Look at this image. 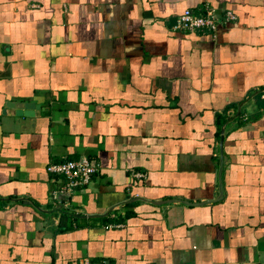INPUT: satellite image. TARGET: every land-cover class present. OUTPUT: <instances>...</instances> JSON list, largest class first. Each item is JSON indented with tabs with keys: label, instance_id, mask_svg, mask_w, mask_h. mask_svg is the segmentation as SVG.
I'll return each mask as SVG.
<instances>
[{
	"label": "crops",
	"instance_id": "0c3cea01",
	"mask_svg": "<svg viewBox=\"0 0 264 264\" xmlns=\"http://www.w3.org/2000/svg\"><path fill=\"white\" fill-rule=\"evenodd\" d=\"M83 257L264 264V0H0V264Z\"/></svg>",
	"mask_w": 264,
	"mask_h": 264
},
{
	"label": "built area",
	"instance_id": "2783aa9c",
	"mask_svg": "<svg viewBox=\"0 0 264 264\" xmlns=\"http://www.w3.org/2000/svg\"><path fill=\"white\" fill-rule=\"evenodd\" d=\"M236 16L230 10L218 14L215 9L205 4L199 12L191 9L184 10L177 19L175 29L181 31H211L214 32L222 22L234 21ZM98 168L95 162L86 156L75 159L65 158L62 161L50 162L47 165V171L54 176L60 177L62 183L59 190L54 192V197L58 192L71 194L76 189L85 187L91 181ZM134 176L142 177L140 172H134ZM79 264H106L104 261L93 260L89 257H83Z\"/></svg>",
	"mask_w": 264,
	"mask_h": 264
},
{
	"label": "water",
	"instance_id": "95a60500",
	"mask_svg": "<svg viewBox=\"0 0 264 264\" xmlns=\"http://www.w3.org/2000/svg\"><path fill=\"white\" fill-rule=\"evenodd\" d=\"M7 107L15 108L16 114L19 116H28L34 117V110L39 109L38 105H35L33 102H10ZM67 195V194H65Z\"/></svg>",
	"mask_w": 264,
	"mask_h": 264
},
{
	"label": "trees",
	"instance_id": "16d2710c",
	"mask_svg": "<svg viewBox=\"0 0 264 264\" xmlns=\"http://www.w3.org/2000/svg\"><path fill=\"white\" fill-rule=\"evenodd\" d=\"M119 223V222H118Z\"/></svg>",
	"mask_w": 264,
	"mask_h": 264
}]
</instances>
